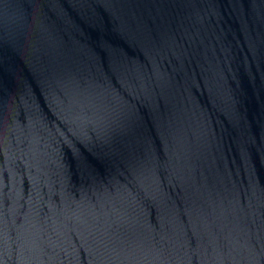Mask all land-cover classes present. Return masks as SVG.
Segmentation results:
<instances>
[{
	"label": "water",
	"instance_id": "95a60500",
	"mask_svg": "<svg viewBox=\"0 0 264 264\" xmlns=\"http://www.w3.org/2000/svg\"><path fill=\"white\" fill-rule=\"evenodd\" d=\"M0 264H264V0H0Z\"/></svg>",
	"mask_w": 264,
	"mask_h": 264
}]
</instances>
